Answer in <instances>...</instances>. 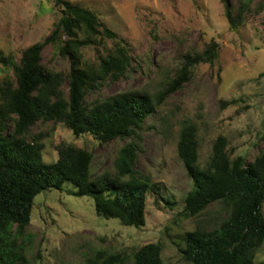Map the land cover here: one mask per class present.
I'll use <instances>...</instances> for the list:
<instances>
[{
  "label": "rangeland",
  "instance_id": "374dc122",
  "mask_svg": "<svg viewBox=\"0 0 264 264\" xmlns=\"http://www.w3.org/2000/svg\"><path fill=\"white\" fill-rule=\"evenodd\" d=\"M93 10L99 20L130 48L131 66L124 77L103 84L88 102L122 91L155 95L184 64L185 56L218 43L213 64L201 63L181 89L167 97L145 121L136 170L156 186L145 205V225L122 226L99 218L90 197H75L64 182L34 199L31 221L20 242L28 264H86L98 252L121 254L122 264H133L142 246L160 244L164 264H190L183 256L184 237L197 226L207 230L226 212L214 204L198 217L183 212L192 188L177 155L183 124L198 129L199 163L208 159L212 144L223 136L232 157L252 161L264 148V0H251L245 21L231 28L220 0H67ZM235 9L237 0H229ZM56 0H0V53L15 61L31 45L43 42L60 18ZM66 38H63V40ZM113 45L82 49V62L95 65ZM42 64L67 73L70 60L59 57L52 45L42 52ZM11 70L0 63V82ZM63 91L67 94L66 84ZM43 144L42 159L53 163L61 143L84 148L94 156V176L113 172L117 151L126 140L100 143L88 134L76 137L60 123L38 122L31 131ZM264 262V242L255 264Z\"/></svg>",
  "mask_w": 264,
  "mask_h": 264
},
{
  "label": "trees",
  "instance_id": "16d2710c",
  "mask_svg": "<svg viewBox=\"0 0 264 264\" xmlns=\"http://www.w3.org/2000/svg\"><path fill=\"white\" fill-rule=\"evenodd\" d=\"M220 1L231 28L251 12V0H237L235 9L229 0ZM56 2L61 15L43 42L23 50L18 61L0 53V63L12 72L0 82V264H28L20 239L30 224L34 199L43 191L61 190L64 182L76 188L68 194L93 200L99 218L143 227L147 195L156 188L136 170L145 121L189 81L197 65L213 64L218 57L213 40L202 51L186 55L181 68L155 95L122 91L88 102V95L103 84L126 75L130 48L116 41V34L93 10L67 0ZM109 39L112 47L98 56L95 65L82 62L83 48H97ZM48 45L70 60L67 73L42 64ZM38 122L63 124L74 136L88 134L100 143L126 142L117 151L113 172L94 176L93 154L72 144H59L56 161L45 163L43 144L31 134ZM226 146V139L219 136L200 165L196 125L185 123L180 129L177 155L192 180L183 212L195 218L214 204L226 212L212 229L197 226L185 235L181 252L190 264H255L256 251L264 242V148L248 162L232 157ZM161 251L160 244H146L134 254L133 264H164ZM122 257L98 252L86 264H122Z\"/></svg>",
  "mask_w": 264,
  "mask_h": 264
}]
</instances>
